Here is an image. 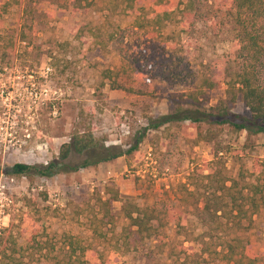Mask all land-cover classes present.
<instances>
[{"label": "rangeland", "instance_id": "rangeland-1", "mask_svg": "<svg viewBox=\"0 0 264 264\" xmlns=\"http://www.w3.org/2000/svg\"><path fill=\"white\" fill-rule=\"evenodd\" d=\"M118 5L115 0H100L88 12L73 14L44 0L39 8L43 18L32 30L16 8L0 20L1 42L17 39L20 29L27 38L4 66L0 62V250L15 242L26 249L25 262L51 264L65 257L62 242L68 235L89 249L85 258L96 264L100 263L95 259L101 257L103 264H167L164 253L169 248L178 251L182 245L198 250L190 242L202 229L198 196L189 195L184 185L193 191L188 186L193 180L198 193H210L199 170L212 161L213 155L209 144L187 142L186 133L193 132L187 123L148 131L130 158L129 167L124 158H118L96 168L51 178L15 180L3 173L18 163H50L73 131L83 127H89L105 146L126 150L147 126L148 118L168 113L169 96L187 93L203 79L221 78L226 67L224 55L230 51L229 37L194 36L188 40L179 25L169 24L161 37L149 30L131 40L138 63L133 68L142 71L131 82L138 94L110 90L101 74L105 70L120 71L122 61L108 42V35L133 22L132 17L121 14ZM128 75L132 79L133 74L127 70ZM203 93L200 101L205 108L229 98L223 84L212 90L204 88ZM231 109L248 116L239 99ZM220 142L227 177H236L240 168L252 170L255 161L262 159V135L248 140L244 132L234 135L225 129ZM81 160L72 157L66 163ZM207 174L204 171L202 175ZM111 189L118 192L120 201L111 204L108 217L104 212L97 215L102 220L97 224L101 236L93 235L86 217L98 214L97 198L108 199L106 192ZM125 201L139 207L166 203L180 218L184 230L177 229L184 236L168 226L163 254L155 248L156 241L142 243L137 251L126 254L114 252V246L121 245L117 235L126 224L120 213ZM245 239L264 264V208L253 218Z\"/></svg>", "mask_w": 264, "mask_h": 264}, {"label": "trees", "instance_id": "trees-1", "mask_svg": "<svg viewBox=\"0 0 264 264\" xmlns=\"http://www.w3.org/2000/svg\"><path fill=\"white\" fill-rule=\"evenodd\" d=\"M99 1L50 0V3L61 11L70 10L75 14L81 11L88 12L92 7H96ZM43 2L44 0H0V20L12 8H16L20 13V19L28 22V28L32 30V26L43 18L44 13L39 9ZM115 2L119 3L121 14L132 17L133 22L130 26L117 29L108 35V42L113 45L122 61L120 71L105 70L101 74L102 79L109 82L110 90L138 94L139 90L132 87L131 82L137 80L142 71H139L140 67L133 68L138 63L131 40L139 33H148L149 30L157 31L161 37V31L169 24L179 25L181 34L186 35L188 40L194 36L201 39L229 37L230 51L224 55L226 67L220 75L221 78L216 81L203 79L197 88L190 89L187 93L169 96L168 113L160 118H148L147 126L126 150L116 146H105L94 137L89 127H83L81 130L73 131L69 142L60 146L58 156L50 163L39 166L18 163L5 169L3 173L15 180L35 176L51 178L58 174H73L80 170L96 168L118 158H124L129 167L130 158L138 151L148 131H158L165 126L187 123L193 130L192 133H186L187 142L195 145L209 144L213 155L212 161L199 170L201 180L207 181L210 193H198L193 180L188 185L192 186L193 191L189 192L184 185L189 195L198 196V218L202 229L190 241L198 246V250L180 245L178 251L169 248L167 253H164L165 232L168 226H174L179 236L185 234L177 229L184 230L179 223L180 218L169 211L166 203L139 207L125 201L120 213L126 224L117 235V243L121 242V245H115L114 252L126 254L137 251V246L142 243L156 241L155 248L160 254L164 253L167 264L215 262L260 264L259 255L252 253L245 233L251 228L253 218L264 208V151L262 159L255 161L252 170L240 168L236 177H227L224 173V164L221 162L224 147L220 142V136L225 129L234 135L244 132L248 140L257 135L264 136V0H115ZM26 40L23 29L19 30V37L14 41L0 40L1 66H4L3 63L16 52L17 45L27 42ZM127 70L133 74L132 79L131 75L127 76ZM146 82L148 83L147 80ZM221 84L225 86L228 100L219 101L215 107L205 108L200 101L204 95L203 89L212 90ZM237 99L242 102L248 116L232 111L231 105ZM202 127L205 129L202 130ZM72 157H82V160L75 164L66 163ZM204 171L208 172L205 176L202 175ZM106 194L108 199L99 197L96 200L98 214L86 217L93 235L99 234L101 229L97 224L102 220L98 219L97 215L104 212L108 217L111 204L120 201L117 191L111 189ZM62 249L65 250V257L51 264H96L85 258V253L89 249L75 237L69 235L64 237ZM25 250L15 242L10 243L0 250V264H32L24 261ZM95 260L103 264L102 257Z\"/></svg>", "mask_w": 264, "mask_h": 264}]
</instances>
